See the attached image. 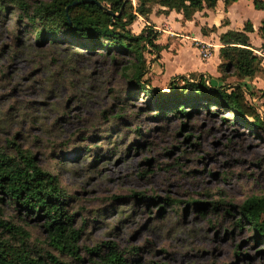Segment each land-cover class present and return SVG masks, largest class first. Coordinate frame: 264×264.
Returning <instances> with one entry per match:
<instances>
[{"label": "rangeland", "instance_id": "1", "mask_svg": "<svg viewBox=\"0 0 264 264\" xmlns=\"http://www.w3.org/2000/svg\"><path fill=\"white\" fill-rule=\"evenodd\" d=\"M25 1L34 6L52 0ZM4 7L0 145L14 153V147H7L14 141L60 178L73 196L69 210L81 231L79 253L84 261L54 249L44 222L27 219L24 224V217L8 208L7 217L31 233L35 251L69 264H90L87 248L115 242L123 253L139 247L143 262L264 264V243L256 242L248 227L235 225L243 202L264 195V133L234 123L231 113L222 110H199L185 119L157 115L143 94L128 95L110 59L65 40H47L40 47L13 4ZM235 11L237 16L258 18L245 3ZM143 23L138 19L133 24L135 34ZM211 44L210 49L201 46V52L197 44H187L189 62L202 59L195 65L183 60L188 48L183 42L170 50L167 46L158 60L147 54L152 86L167 92L175 77L199 73L196 65L215 71L217 43ZM262 45L255 47L257 53ZM179 59L181 65L173 68ZM198 75L220 79L206 71ZM244 82L256 92L249 99L260 105L264 63L253 80L229 76L213 85ZM118 95L125 105L118 103ZM136 193L144 195L137 198Z\"/></svg>", "mask_w": 264, "mask_h": 264}, {"label": "trees", "instance_id": "2", "mask_svg": "<svg viewBox=\"0 0 264 264\" xmlns=\"http://www.w3.org/2000/svg\"><path fill=\"white\" fill-rule=\"evenodd\" d=\"M238 0H224L226 8ZM257 10H264V0H251ZM218 0H52L29 5L25 0H0V9L12 3L21 15L20 21L31 27L35 43L42 47L49 43L65 40L85 48L87 53H100L110 59L127 85L129 94H143L149 108L157 115L174 116L178 119L190 117L199 110L208 112L222 110L231 113L234 123L242 124L251 131L264 133V90L259 91L262 103L257 105L253 98L255 90L239 83L235 86L207 84L204 75L191 74L175 77L169 90L152 86L147 54L161 58L163 47L157 44L160 33L154 26H145L135 34L133 24L143 18L149 21L157 14L171 11L181 13L191 20L196 12L213 10ZM75 3V4H74ZM101 6H105V11ZM213 30H216L214 28ZM253 32L250 22L241 31L228 30L220 35V80L229 76L253 80L264 63V45L257 50L251 43ZM264 37V21L259 30ZM31 33V32H30ZM117 101L125 105L123 96ZM117 115V114H116ZM120 116H118L119 118ZM224 121L228 119L223 118ZM135 133L139 132L134 128ZM140 136H144L139 133ZM14 153L0 145V264H69L47 252L35 251L31 246V233L20 223L7 217V209L13 208L20 214V222L27 219L44 222L45 230L54 249L73 260L83 263L79 253L81 231L73 225L74 216L69 210V199L73 196L65 190L60 178L51 170L43 168L35 155L22 149L14 141L9 146ZM137 198L143 193L134 194ZM197 206L203 205L194 201ZM217 205L214 206V209ZM22 212L24 213L22 215ZM240 217L235 225L248 227L256 242L264 243V195L247 198L239 207ZM107 249V251H104ZM139 247L130 251L118 249L115 242H102L87 248L92 257L90 264H168L143 262L139 258ZM237 256L240 254L237 251Z\"/></svg>", "mask_w": 264, "mask_h": 264}, {"label": "crops", "instance_id": "3", "mask_svg": "<svg viewBox=\"0 0 264 264\" xmlns=\"http://www.w3.org/2000/svg\"><path fill=\"white\" fill-rule=\"evenodd\" d=\"M241 3H245L251 7L253 12H255L258 16L257 20H252L251 18L242 15H236L237 12L235 11V8ZM153 7L154 12L150 16L149 21L143 18H139V20L144 22L143 27L152 25L160 33L157 44L161 45L163 50L167 46H169L168 49L170 50L173 48V46L182 42L188 47L187 44L193 42L197 44V47L193 45H190V47L198 48L199 52L201 50V46L210 49L211 46H213L211 41L217 43L216 45L214 44L216 46L214 49V54L216 56L215 58H217L215 59V71H209L207 67L201 68V65H196L197 68L195 70L197 71L195 72H199L197 74H201L206 71L215 78H220L221 75L217 69L221 62L219 57L221 47L219 37L222 33H225L228 30L241 31L244 29L245 24L250 22L253 26V32L249 33V36L251 38L253 47L255 48L257 46H261V44L264 43V37L259 32L264 21V10L255 9L251 0H238L228 8H226L224 0H218L215 9H204L203 11L196 12L193 18L188 21L184 19L181 13L176 11H171L168 14H157L156 7ZM214 28H216V30H213ZM189 51L190 48H186L187 55L184 54L185 59H183L184 61L188 62V65H195L197 61H202L201 57L198 56V53H196V56H198V58L200 57V60L196 59L197 61L195 63L189 62L188 58L186 57L188 56ZM180 62V59L175 61V64H173L172 67H179L181 65ZM219 80L220 79L215 80L210 78V83L213 84V81ZM243 85L247 84L244 82Z\"/></svg>", "mask_w": 264, "mask_h": 264}, {"label": "built area", "instance_id": "4", "mask_svg": "<svg viewBox=\"0 0 264 264\" xmlns=\"http://www.w3.org/2000/svg\"><path fill=\"white\" fill-rule=\"evenodd\" d=\"M204 56H205V58L208 57V53H207V51L204 53ZM204 78H205V80H206V83H207V84H210V80H209V78H208V77H204Z\"/></svg>", "mask_w": 264, "mask_h": 264}, {"label": "water", "instance_id": "5", "mask_svg": "<svg viewBox=\"0 0 264 264\" xmlns=\"http://www.w3.org/2000/svg\"><path fill=\"white\" fill-rule=\"evenodd\" d=\"M90 1V0H89ZM75 4V3H74ZM105 11H109L110 14H113L112 11L108 10L105 6H101Z\"/></svg>", "mask_w": 264, "mask_h": 264}]
</instances>
